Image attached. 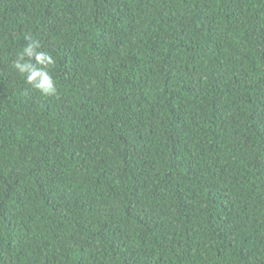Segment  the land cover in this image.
<instances>
[{
  "label": "trees",
  "instance_id": "trees-1",
  "mask_svg": "<svg viewBox=\"0 0 264 264\" xmlns=\"http://www.w3.org/2000/svg\"><path fill=\"white\" fill-rule=\"evenodd\" d=\"M0 264H264V0H0Z\"/></svg>",
  "mask_w": 264,
  "mask_h": 264
},
{
  "label": "clouds",
  "instance_id": "clouds-1",
  "mask_svg": "<svg viewBox=\"0 0 264 264\" xmlns=\"http://www.w3.org/2000/svg\"><path fill=\"white\" fill-rule=\"evenodd\" d=\"M29 42L17 52L12 62L16 74L26 78L27 84L41 95L52 97L57 95V83L53 78L52 70L56 60L47 51L42 49L39 40L26 38Z\"/></svg>",
  "mask_w": 264,
  "mask_h": 264
}]
</instances>
